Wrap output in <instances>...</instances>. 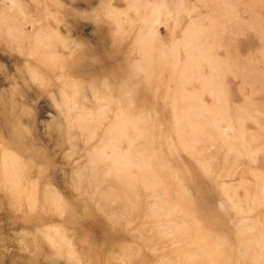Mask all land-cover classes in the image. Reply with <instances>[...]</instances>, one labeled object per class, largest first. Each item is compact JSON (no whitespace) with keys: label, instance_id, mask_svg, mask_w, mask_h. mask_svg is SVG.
<instances>
[{"label":"rangeland","instance_id":"374dc122","mask_svg":"<svg viewBox=\"0 0 264 264\" xmlns=\"http://www.w3.org/2000/svg\"><path fill=\"white\" fill-rule=\"evenodd\" d=\"M0 264H264V0H0Z\"/></svg>","mask_w":264,"mask_h":264}]
</instances>
